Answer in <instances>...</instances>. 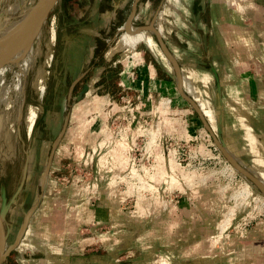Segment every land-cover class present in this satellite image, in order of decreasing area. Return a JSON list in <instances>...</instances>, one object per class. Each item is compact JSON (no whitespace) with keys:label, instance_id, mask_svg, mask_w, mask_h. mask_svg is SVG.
<instances>
[{"label":"crops","instance_id":"crops-1","mask_svg":"<svg viewBox=\"0 0 264 264\" xmlns=\"http://www.w3.org/2000/svg\"><path fill=\"white\" fill-rule=\"evenodd\" d=\"M132 1H67L73 8L67 9L66 17L72 30L64 33L57 57L52 60L60 64L57 74L68 82L67 88L39 92L40 117L31 136H27L40 142V152L27 157L37 162L38 169L28 173L11 202L2 197L5 240L12 237L5 246L13 248L1 264H6L14 252L16 263L11 264H145L143 257L124 263H116L115 257L140 249L152 258L155 240L172 241L173 252L183 258L194 256L197 264H204L205 257L211 258V264L213 257H224L221 264L257 263L255 254L251 257L249 251L254 240L246 231L235 233L227 249H212L218 237L209 235L212 231L208 226L221 222L218 219L226 208L220 189L213 184L191 190L188 199L184 197L177 207L181 214H172V208L164 207L160 216L165 218H152L150 222L162 226L154 227L151 233L149 229L139 232L138 227L148 221L147 210L153 208L155 212L159 205L135 201L128 215L116 213L124 196L89 206L83 198L75 199L79 191L72 186L64 193L75 201H63L51 194L48 177L69 150L82 157L98 137L106 136L107 113L114 109L112 98L122 85L139 93L143 102H150L151 97L169 98L160 111L165 131L199 139L206 147L212 145L201 135L199 120L181 102L184 99L177 91L173 68L151 31L120 32L110 44L99 38L111 34L114 25L126 20ZM63 11L60 8L61 14ZM135 17L137 25L151 23L159 31L179 65L184 92L198 104L229 153L264 182V0H140ZM88 21L100 24L90 27L85 25ZM140 46L146 48L145 54ZM133 52L137 61L144 55L136 68L117 64L119 56ZM55 96H62L61 106L56 101L48 105L49 97ZM130 128L132 138L136 129ZM50 132L52 137L47 136ZM129 147L125 142V154ZM89 220L118 224L116 233L102 236L104 253L86 252L88 238L76 235V225ZM142 240L146 245L138 248ZM261 247L264 245L259 243L258 251ZM262 260L264 264V253ZM165 263L163 258L150 262Z\"/></svg>","mask_w":264,"mask_h":264},{"label":"rangeland","instance_id":"rangeland-1","mask_svg":"<svg viewBox=\"0 0 264 264\" xmlns=\"http://www.w3.org/2000/svg\"><path fill=\"white\" fill-rule=\"evenodd\" d=\"M13 1L0 0V8L6 4H12ZM67 1L69 0H57L45 18L39 38L34 44L36 56L31 67L19 80L18 92L12 86L14 71H10L4 77V83L10 84V104L6 107L3 103L0 104V205L3 195L11 202L24 184L28 173L38 169L37 162L29 160L27 157L31 156L30 154L33 152H40V142L37 137L33 142V137L28 139L27 136H31L32 128L40 117L41 98L38 96L39 92L45 89L65 90L67 88L68 82L60 80V76L57 74L60 64L52 61L57 57L64 33L72 26L67 24V9L73 10ZM60 8L64 10L62 14ZM99 24V22L93 23L92 21L85 23L90 27L99 26ZM74 25L78 26L79 24ZM140 47L145 54L146 48ZM49 54L50 57L47 59ZM131 55L136 57L134 52L124 57L119 56L117 64L123 62L131 68H136L137 63H140L141 59L144 60L143 53L138 61L135 58H130ZM40 77L44 80V87L41 86ZM79 85L76 86L77 89ZM123 87L122 85L112 98L114 101L112 103L116 108L110 109L107 113L106 136L98 137L94 144L85 150L82 157H76L70 149V154L61 161L55 171L50 173L48 184L52 187V196L60 197L64 201L70 197L66 198L64 191L75 187L79 191L75 199L83 198L86 205L89 206H94L103 199L113 200L112 198H115L117 200L118 196H124V202L118 208L116 206V213L118 211L128 215L133 211L135 201L141 200L142 204L149 202L159 205L155 208V212H153V208L147 210L145 216L148 221L138 227L139 232L149 229L148 231L151 233L154 227L162 226L160 224L152 225L150 222L152 218L155 220L156 217L165 218L160 216L164 207L172 208L170 209L173 211L172 214H181V210H178L177 207L184 197L188 199L187 195L191 190L199 188L200 185L213 184L220 189L226 202V208L225 213L218 219L221 222L208 226L212 231V234L210 232L209 235H213L215 239L218 237L217 242L214 241L212 249H227L232 242L231 238H235L233 237L235 233L246 231L249 233L248 237L254 240H250L251 257L255 254L254 261L257 262L255 263H263L264 247H261L260 251L257 248L259 243L264 245L263 194L238 174L220 153L214 152L212 145L208 147L204 145L206 147L204 148L199 139L190 140L183 134L165 131L167 126L163 123L160 111L165 102L169 103L167 102L170 101L169 98L151 97L149 98L150 102H143L139 93ZM137 96H139L138 99ZM62 100V96L49 97L48 105H52L56 101L57 105L61 106ZM181 102L199 120L187 101L182 100ZM29 105L36 111V118L30 131H28L25 121ZM199 124L203 138L208 142L210 140L213 144L201 122ZM130 127L133 130L136 129L132 133V138L130 137ZM47 136L52 137L51 132L47 133ZM134 137L137 138L134 139ZM125 142L130 143L128 154H125L122 148ZM118 154L122 156L117 158ZM166 163H170V165ZM130 168H134L136 173L131 175ZM244 188L249 189L246 190L248 194L243 191ZM121 190L124 192H120ZM69 199L75 201L72 197ZM115 223L111 220L79 222L75 232L79 237L88 238L89 244L85 246L86 252L104 253L102 236L116 233L118 224ZM158 236L154 237L158 239ZM208 239L212 240L213 238ZM11 240L12 237L5 240V244L8 245ZM145 243L144 240L139 241L138 248H141L140 244L144 247ZM154 244L156 251L152 252L155 254L152 258L145 256V250L139 249L136 252L127 250L120 254V258L116 256L115 262L122 261L124 263V260L143 257L145 264H150L151 261L155 262L160 258L166 260L165 264H197L198 259L194 256L183 258L178 256L176 251L173 252L175 249L172 241L155 240ZM207 244H209L208 240ZM258 252L260 256H257ZM28 253L30 252L27 251L26 254ZM202 259L206 261L204 264H211L210 257ZM15 260L14 252L6 264L16 263ZM222 262H225L224 257H218L217 260L215 257L212 258V264H221Z\"/></svg>","mask_w":264,"mask_h":264},{"label":"bare ground","instance_id":"bare-ground-1","mask_svg":"<svg viewBox=\"0 0 264 264\" xmlns=\"http://www.w3.org/2000/svg\"><path fill=\"white\" fill-rule=\"evenodd\" d=\"M45 3L46 0H14L12 4H6L0 8V55L7 52H15L26 44L41 12L44 9ZM39 35L40 32L35 35L31 45L27 47L24 53H20L18 58L0 65V104L3 103L5 107L10 104V84L4 83V77L10 71H14L12 86L14 90L18 92L19 80L25 75L26 70L31 67L36 56L34 44L38 40ZM49 57L50 54L47 56V59H49ZM39 81L42 82L41 86L44 87V80L40 77ZM35 118L36 111L29 105V110L25 117L28 131L31 130ZM227 167L229 166L227 165ZM129 173L132 175L136 173V170L134 168H130ZM246 190L249 189H245L243 191L248 194Z\"/></svg>","mask_w":264,"mask_h":264},{"label":"water","instance_id":"water-1","mask_svg":"<svg viewBox=\"0 0 264 264\" xmlns=\"http://www.w3.org/2000/svg\"><path fill=\"white\" fill-rule=\"evenodd\" d=\"M57 0H46L45 6L43 11L41 12L35 27L27 40L26 44L19 50L15 52H7L4 54L0 55V65L11 62L15 60L16 58L19 57L20 53H24L27 47L31 45L33 42L35 35L40 32L41 27L43 22L45 21V18L47 17L49 11L53 8L54 4L56 3ZM140 0H133L131 7H130V12L122 24V30L125 32H136L140 30H149L151 31L158 43V46L163 53V55L166 57L168 62L171 64L174 74H175V79H176V86H177V91L179 95L187 101V103L191 106V108L196 112L201 124L209 134V137L211 138L214 146L217 148L219 153L222 155V157L225 159V161L231 165L235 171L240 174L243 178H245L247 181H249L253 186H255L261 194L264 195V182H262L258 177L253 175L248 169H246L237 159H235L229 151L226 149L224 146L223 142L216 136L212 128L210 127L209 123L205 119V116L203 115V112L201 111L200 107L198 104L190 98L183 90L182 86V76L180 72L179 65L167 49L159 31L154 27L153 24H146V25H139V26H133L132 22L136 14L137 10V4ZM31 211V210H30ZM29 211V212H30ZM3 215L4 211L2 210L0 212V264L5 260V258L8 256L10 250L13 248V246H5V232H4V227H3Z\"/></svg>","mask_w":264,"mask_h":264},{"label":"flooded vegetation","instance_id":"flooded-vegetation-1","mask_svg":"<svg viewBox=\"0 0 264 264\" xmlns=\"http://www.w3.org/2000/svg\"><path fill=\"white\" fill-rule=\"evenodd\" d=\"M135 18V17H134ZM134 20V19H133ZM133 24V22H132ZM114 25V24H113ZM112 25V26H113ZM139 26V25H138ZM117 37V26L114 25L113 32L111 34H101L99 38L105 42V44H110Z\"/></svg>","mask_w":264,"mask_h":264},{"label":"built area","instance_id":"built-area-1","mask_svg":"<svg viewBox=\"0 0 264 264\" xmlns=\"http://www.w3.org/2000/svg\"><path fill=\"white\" fill-rule=\"evenodd\" d=\"M136 22H137V17H135L134 20H133V24H134L135 26H137V23H136ZM134 25H133V26H134ZM122 31H123V30H122V26L117 27V34L120 33V32H122ZM130 58L133 59L134 57L131 55ZM116 61H117V60H116ZM138 97H139V96H137V99H138ZM211 147H212V150H213L214 152H216L217 154L219 153L218 150H217V148L214 146V144H212Z\"/></svg>","mask_w":264,"mask_h":264}]
</instances>
